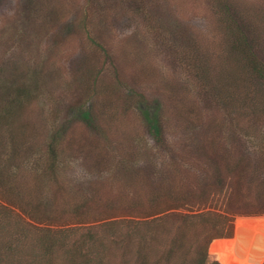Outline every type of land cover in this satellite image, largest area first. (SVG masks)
Segmentation results:
<instances>
[{"label": "rangeland", "instance_id": "rangeland-1", "mask_svg": "<svg viewBox=\"0 0 264 264\" xmlns=\"http://www.w3.org/2000/svg\"><path fill=\"white\" fill-rule=\"evenodd\" d=\"M226 1L264 58V0ZM215 4L0 0V107L17 106L9 101L17 88L27 94L17 100L15 144L0 129V264H67L80 243L90 264H189L217 228L164 216L201 212L233 217L231 239L206 244L208 263H264L256 246L264 225L235 223L244 217L236 213L255 209L254 195L229 188L212 192L205 206L197 201L216 166L246 178L264 146L263 105L254 108L252 88L244 99L240 85L228 88L243 66ZM145 108L158 112L159 145ZM85 110L90 123L80 118ZM60 129L51 174L49 143ZM256 170L264 178V167ZM176 236L188 254L165 262Z\"/></svg>", "mask_w": 264, "mask_h": 264}, {"label": "trees", "instance_id": "trees-1", "mask_svg": "<svg viewBox=\"0 0 264 264\" xmlns=\"http://www.w3.org/2000/svg\"><path fill=\"white\" fill-rule=\"evenodd\" d=\"M213 1L216 3L215 5L221 11L222 15L225 17V20L227 21L226 26L232 31L231 33L234 37L233 39L234 47L232 49V53L237 59L236 62H238L239 64L243 66V68L240 69L242 71L238 69L239 72H236L234 70V73L232 74L235 75V78L228 77V80H229L228 81L229 83L227 84L229 85L228 88L230 87L232 88L233 86L237 87L240 85L245 91V94H244L245 96H243V99L248 95V93H250V89L252 88L255 95L252 96L250 93V97H251V100L253 99L252 103H253L254 108L257 109L259 108L260 105H263V109H264V58L260 57L259 52L255 50L256 41L249 35H246L245 31H249V30H246L245 28H243L244 23L240 21L241 18L238 17V14L235 13L236 11L234 7L231 4H229V2H227L226 0H216V1L213 0ZM255 34L256 32L253 31L252 35L255 36ZM242 73H244V76H242ZM225 74L228 75L229 73L225 71ZM243 77H245V79H242ZM223 88L221 85L218 93L225 94L226 89L222 91ZM6 89L8 90V85L7 83L4 82L2 83V90L5 92ZM15 93H18L19 96L15 95L16 97L14 96L10 98L9 101L12 102L11 104L17 103V106L15 105L16 109L13 106H7L8 104L10 105V103L8 104L5 103L2 107H0V129L4 127L7 129V131H10V133L8 134L9 135L8 140L11 143L16 142L14 139V134H15L14 130L17 129V126H15V122H16L15 116L17 114L16 110L18 108L17 100H19V97L21 95L27 96L26 92L21 87L15 89ZM229 97L231 100L234 98L233 95L232 97L231 96ZM260 108L262 110V107ZM141 115L143 116V120L147 127V132L149 133L150 137L154 140L155 144L159 145L162 141V129L159 124V119L157 116L158 112L154 111L153 113H149L148 110L145 108L141 111ZM80 118L87 123L92 122V119H91L92 117L90 116V111L88 110L80 112ZM64 133L65 132H63V130L60 129V130H56L51 136V142L49 143V148H50L49 150L51 151L50 154H51L52 162L49 164V168H48L51 174L55 172V167L53 165L54 160H56V156L54 152L55 147L60 142L59 140L62 138L61 135L63 136ZM258 152H259V158H258L259 160L257 163L252 164L254 172L251 173L246 178H244L245 177L244 174L236 173L235 167L220 168L216 166L214 170L213 182H212L211 187L209 186L204 187L202 192H200V195L197 198V201H199L203 206H205L212 192H215V191L226 192V190H228L229 188H236V190H238L241 187H245L247 190L245 194L247 193L246 195H249V193H251L252 195H254L255 203L257 205H255L254 207L255 209L236 213V216L249 217V216L264 215V185L262 182L264 178L261 177L260 175H254L257 172L256 169L258 166L264 167V146ZM235 175L238 176L237 179H235ZM240 183H242L243 185H241ZM256 183H257V186L255 187ZM239 197L240 195L237 193L236 198L239 199ZM245 197H248V196H245ZM187 199L188 198L183 196L179 200L181 202L183 201L185 202L187 201ZM177 207H181V205L179 204ZM174 208H176V206L171 207V209H174ZM166 211H168V209ZM227 213L231 214L232 212L227 211ZM147 216H151V214H147ZM169 216H172L175 218L179 217L180 223H182L181 225L186 224V222L188 221V218L191 217L194 220L200 219V221L204 222V224L205 223L210 224L212 226L211 227L212 229L217 228L213 236L208 237L209 240L212 238H229L231 236L230 235L231 234L230 222H232L233 217H231V219L225 218V220L224 219L220 220V219H216L214 215L208 212L207 213L201 212L196 216H187V215L171 213L170 215H165L164 217L165 219H167V217ZM162 219L165 220L164 218ZM236 222H247L248 223L252 221L248 219L247 220L238 219L235 221V223ZM255 222H259V220H256ZM233 236H234V232H233ZM209 240H207V242L205 243V246L202 245L201 247H199V249L196 252L197 253L196 256H192V258L191 256H189L190 259L186 263L189 262V264H220L217 261H214L211 263H208L207 261L206 244L209 242ZM51 244L52 243L49 242V244L46 245L44 249V251L47 253L45 254L46 256H50V254H52L51 248L54 244L53 245ZM83 246H84L83 243L76 244V245L73 244L72 249L68 251V253L65 255L67 264H90V258L88 256L89 254H87L90 251L87 249V247L84 249ZM183 249L185 251H183ZM178 252H184V255L186 256V253L188 254V249H186L184 242L182 240H179L176 236L175 238L172 239L168 249L164 253L166 256L165 262L167 261L168 258L173 257L176 254H178Z\"/></svg>", "mask_w": 264, "mask_h": 264}, {"label": "water", "instance_id": "water-1", "mask_svg": "<svg viewBox=\"0 0 264 264\" xmlns=\"http://www.w3.org/2000/svg\"><path fill=\"white\" fill-rule=\"evenodd\" d=\"M238 219H248V220H250V221H252V222H250L251 223V225L252 224H255V221L256 220H259V224L257 223L255 226H256V228L257 227H259V225L262 223V222H264V215H262V216H249V217H238L236 220H238ZM257 237H259V236H256V238ZM230 239V238H229ZM257 243H259V244H257L256 246L258 247V248H264V239L262 240V241H259L258 242V240H257Z\"/></svg>", "mask_w": 264, "mask_h": 264}, {"label": "bare ground", "instance_id": "bare-ground-1", "mask_svg": "<svg viewBox=\"0 0 264 264\" xmlns=\"http://www.w3.org/2000/svg\"><path fill=\"white\" fill-rule=\"evenodd\" d=\"M238 224H248V225H251V223H237V225ZM257 223H255V225H256ZM258 224H259V222H258ZM260 225H264V223H261Z\"/></svg>", "mask_w": 264, "mask_h": 264}]
</instances>
